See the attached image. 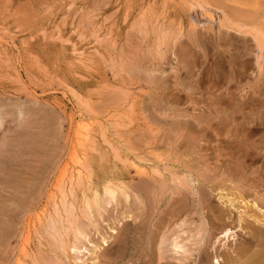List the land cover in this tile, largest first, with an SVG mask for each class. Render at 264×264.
Returning a JSON list of instances; mask_svg holds the SVG:
<instances>
[{
	"label": "rangeland",
	"instance_id": "374dc122",
	"mask_svg": "<svg viewBox=\"0 0 264 264\" xmlns=\"http://www.w3.org/2000/svg\"><path fill=\"white\" fill-rule=\"evenodd\" d=\"M0 264H264V0H0Z\"/></svg>",
	"mask_w": 264,
	"mask_h": 264
},
{
	"label": "bare ground",
	"instance_id": "6f19581e",
	"mask_svg": "<svg viewBox=\"0 0 264 264\" xmlns=\"http://www.w3.org/2000/svg\"><path fill=\"white\" fill-rule=\"evenodd\" d=\"M192 4V3H191ZM190 4V5H191ZM190 7H193V9H196V10H198L199 12L198 13H200V15H203V13H206L207 14V12H205V9L206 8H204V7H202V5H200V4H192ZM207 10V9H206ZM193 11V10H192ZM193 12H195V11H193ZM197 12V11H196ZM245 19V18H244ZM229 20V19H228ZM229 22V21H228ZM233 23H235L234 21H233ZM232 23V24H233ZM232 24H230L229 26H228V28H231V29H235V26L238 24H234V25H232ZM249 26V25H248ZM245 27H246V25H245ZM255 27V26H254ZM253 27V25L249 28L250 30H254L255 28ZM253 28V29H252ZM228 30V29H227ZM247 30V29H246ZM254 31H256V30H254ZM253 31V32H254ZM227 32V31H226ZM258 32H260V30L258 31ZM255 33V35L256 34H258L257 32H254ZM247 34V33H246ZM255 35H254V38H255ZM259 35H261V34H259ZM258 35H256V37H257ZM254 42V41H253ZM256 46V45H255ZM257 48V47H256ZM255 53V52H254ZM254 53H253V55H254ZM258 53H259V49L257 48L256 49V56H255V62L254 63H256V64H258L259 65V58H260V56L258 55ZM259 54H261V53H259ZM261 62H263V61H261ZM257 66V65H256ZM258 67V66H257ZM107 184V183H106ZM118 185V184H117ZM178 185V184H177ZM120 186V185H119ZM176 191V190H175ZM104 192L105 193H107V194H110V195H112L113 196V192H114V189H112V188H110V187H108V186H105L104 187ZM104 193V194H105ZM106 196H108V195H106ZM94 197L96 198V193L94 194ZM244 198V197H243ZM248 198V197H247ZM241 200V199H240ZM247 201V200H246ZM250 201V200H249ZM255 201V200H254ZM86 202V201H85ZM241 202V201H240ZM252 202V201H251ZM243 203V202H242ZM247 203V202H246ZM254 203V202H253ZM232 204V203H231ZM252 204V203H251ZM89 205V204H88ZM87 206V205H86ZM243 206H244V204H243ZM87 208V207H86ZM97 208V207H96ZM88 213H89V211H88ZM252 217V216H251ZM256 220V219H255ZM254 220V221H255ZM258 222V221H257ZM255 223V222H254ZM220 228V227H219ZM225 228V227H224ZM229 228V227H228ZM227 229V228H226ZM224 230L223 232H221L222 234H223V236L224 237H226L227 235H229L230 234V232H229V234H228V230ZM223 230V229H222ZM78 231V230H77ZM176 235V234H175ZM203 236V235H202ZM173 237V236H172ZM178 238H180L179 236H177ZM175 238V239H178V238ZM228 237V236H227ZM174 238V237H173ZM202 239V238H201ZM172 240V239H171ZM178 241H179V239L178 240H175V241H173V242H171L172 243V251H173V255L174 254H178V252L181 250V249H183L181 252L182 253H184V254H186V252L187 251H185V248L183 247V245L182 244H180V243H178ZM180 242V241H179ZM184 242V241H183ZM224 243V242H223ZM184 244V243H183ZM170 245V244H169ZM171 248V247H170ZM215 249V248H214ZM185 251V252H184ZM87 253V252H86ZM180 253V252H179ZM162 255V254H161ZM161 255H159V256H161ZM169 256V255H168ZM171 256V255H170ZM185 256H187V255H185ZM162 257V256H161ZM197 257V256H196ZM96 257H94L93 259L94 260H96L95 259Z\"/></svg>",
	"mask_w": 264,
	"mask_h": 264
}]
</instances>
